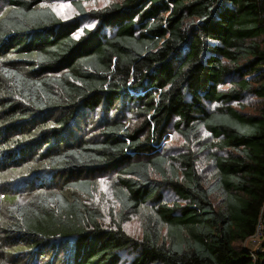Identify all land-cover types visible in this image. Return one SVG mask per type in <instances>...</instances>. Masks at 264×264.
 I'll use <instances>...</instances> for the list:
<instances>
[{
	"label": "trees",
	"instance_id": "16d2710c",
	"mask_svg": "<svg viewBox=\"0 0 264 264\" xmlns=\"http://www.w3.org/2000/svg\"><path fill=\"white\" fill-rule=\"evenodd\" d=\"M64 1L0 0V264H264V0Z\"/></svg>",
	"mask_w": 264,
	"mask_h": 264
},
{
	"label": "rangeland",
	"instance_id": "374dc122",
	"mask_svg": "<svg viewBox=\"0 0 264 264\" xmlns=\"http://www.w3.org/2000/svg\"><path fill=\"white\" fill-rule=\"evenodd\" d=\"M84 6L87 9L90 8H98L105 6L109 4L112 0H81ZM42 5L49 6L50 8L56 9L53 10L58 17H60L63 20L73 18L77 16V12L73 8L72 4L68 1L64 0H43ZM63 5L64 8L61 11L60 6ZM2 9V8H1ZM0 9V10H1ZM59 13V14H58ZM95 26L94 22L91 21H85L82 24V27H88L93 28ZM76 36L79 34V31L76 32ZM100 111L96 110L95 113L92 115L89 113L87 114V117H89V126H92L94 122H91L96 119V117L99 115ZM132 121H135V118L132 119ZM135 123V122H134ZM183 139L173 130L169 129L165 134V142L162 151L166 152L168 155H176L183 151ZM21 176V175H20ZM113 177V173H103L99 174L97 177V183L98 188L95 190L93 195L90 198H87L86 196H80L83 198L87 203L90 205L99 208L103 213V219L106 224H109V212L111 209L116 210V204L114 203V199H112L111 192L109 190V183L111 181V178ZM103 181V183H101ZM164 197L165 200L172 201L174 200L173 194L169 190L164 191ZM264 225V221L262 219H259L257 226H256V232L257 235L252 239H248L245 242V246L252 249H259L260 244L264 240V233L260 230V226ZM259 228V229H258ZM125 230L128 234H130L134 238L141 237V226L139 222V218L137 216H132L129 221L125 224ZM259 230V231H258ZM254 234V235H255ZM253 235V236H254ZM130 255H126V259H130ZM119 264H129L128 262L122 261Z\"/></svg>",
	"mask_w": 264,
	"mask_h": 264
},
{
	"label": "built area",
	"instance_id": "2783aa9c",
	"mask_svg": "<svg viewBox=\"0 0 264 264\" xmlns=\"http://www.w3.org/2000/svg\"><path fill=\"white\" fill-rule=\"evenodd\" d=\"M260 228V230L261 231H263V233H264V225H262V226H260L259 227ZM258 228V229H259ZM259 231V230H258ZM257 235V233L254 235V236H252V239L255 237ZM264 237V236H263ZM259 251V249H252V248H249V253H250V255H251V257L253 258V259H255V253H257Z\"/></svg>",
	"mask_w": 264,
	"mask_h": 264
},
{
	"label": "snow or ice",
	"instance_id": "6c2138e0",
	"mask_svg": "<svg viewBox=\"0 0 264 264\" xmlns=\"http://www.w3.org/2000/svg\"><path fill=\"white\" fill-rule=\"evenodd\" d=\"M63 8H64V6L61 5V6H60L61 11L63 10ZM53 10H56V9H53ZM58 14H59V13H58ZM101 183H103V181H101Z\"/></svg>",
	"mask_w": 264,
	"mask_h": 264
}]
</instances>
